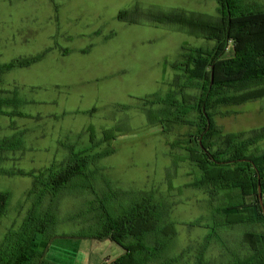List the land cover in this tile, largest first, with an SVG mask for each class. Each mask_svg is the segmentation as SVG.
<instances>
[{
  "label": "rangeland",
  "instance_id": "1",
  "mask_svg": "<svg viewBox=\"0 0 264 264\" xmlns=\"http://www.w3.org/2000/svg\"><path fill=\"white\" fill-rule=\"evenodd\" d=\"M247 1L264 6V0ZM175 9L218 17L216 0H0V67L41 57L28 67L0 69V99L16 103L1 107L14 115H0V141L15 138L20 145L0 152V170L38 174L65 166L73 151L111 153L91 160L87 180H74L58 196L57 224L43 238L49 237L47 246L30 253L29 264H110L123 250L81 234L99 229V206L118 214L145 195L164 205L167 222L175 225L165 257L175 259L173 264H195L218 221L221 195L190 186L198 168L181 147L191 129L152 122L151 109L160 106L146 102L170 90L182 47H212L188 30L147 17ZM124 12L134 23L118 19ZM214 119L225 134L262 129L264 99L218 107ZM259 147L264 149V141ZM33 181L0 174V192L8 194L0 246L31 208ZM49 202L46 198L44 207ZM245 232L241 226L217 228L206 263L244 257Z\"/></svg>",
  "mask_w": 264,
  "mask_h": 264
},
{
  "label": "trees",
  "instance_id": "2",
  "mask_svg": "<svg viewBox=\"0 0 264 264\" xmlns=\"http://www.w3.org/2000/svg\"><path fill=\"white\" fill-rule=\"evenodd\" d=\"M216 20L198 13L171 10L149 14L148 19L157 24H170L188 30L212 47H182L181 60L173 65L176 71L170 90L163 96L151 95L146 102L151 106L152 122L180 123L191 129L181 148L190 151L191 160L198 172L190 186L206 189L218 197L221 207L214 216L218 218L212 232L197 255L195 264H207L204 254L217 228L246 227L243 234L247 254L235 257L229 264H264V215L258 199L261 185L264 206V128L240 134H225L215 122L216 109L239 106L264 99V6L247 0H216ZM127 13L118 19L126 20ZM39 57L16 60L0 67L10 71L28 67ZM17 102V101H16ZM15 104L14 99H0V115L13 116L1 110ZM90 140L94 141L93 137ZM20 149L15 138L0 141V152ZM72 152L61 168L54 165L38 174L18 170L0 174L28 176L34 179L28 196L32 199L18 230H10L0 246V264H29L30 253L46 247L49 231L57 224L55 211L58 196L74 180H87L88 164L93 159L109 156L101 152L94 156ZM223 196V197H222ZM49 198V207L44 200ZM8 194L0 192V218L5 214ZM52 206V207H51ZM46 209V210H45ZM98 216L99 229L95 233L81 234L82 239L110 240L123 253L110 264H173L175 259L165 257L173 237L175 225L167 222L168 211L153 197L143 196L129 208L113 213L104 205ZM38 239H41L39 241Z\"/></svg>",
  "mask_w": 264,
  "mask_h": 264
},
{
  "label": "water",
  "instance_id": "3",
  "mask_svg": "<svg viewBox=\"0 0 264 264\" xmlns=\"http://www.w3.org/2000/svg\"><path fill=\"white\" fill-rule=\"evenodd\" d=\"M258 199H259V203L262 209V213L264 215V206H263V201H262V193H261V185L260 183H258Z\"/></svg>",
  "mask_w": 264,
  "mask_h": 264
}]
</instances>
